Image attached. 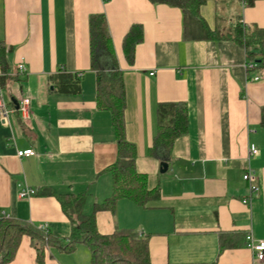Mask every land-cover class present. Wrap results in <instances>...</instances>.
<instances>
[{"label":"crops","instance_id":"crops-1","mask_svg":"<svg viewBox=\"0 0 264 264\" xmlns=\"http://www.w3.org/2000/svg\"><path fill=\"white\" fill-rule=\"evenodd\" d=\"M95 14L107 19L123 72L126 139L136 146V169L149 189L160 190L144 207L122 199L115 213L98 212V231L133 229L148 239L153 264H264L245 244L249 233L264 240V69L249 76L246 51L233 42L185 40L181 11L149 0H0L8 77L0 90L13 110L0 120V218L46 225L67 243L73 224L58 196L86 194L84 213L90 215L95 203L113 194L108 168L118 158L117 134L111 113L97 103L89 25ZM201 15L221 33L239 20L264 29V0H207ZM133 25L143 27L144 40L130 64L123 43ZM99 62L111 68L104 53ZM61 71L81 77V94L57 92L52 78ZM26 98L25 116L14 101L20 106ZM169 102L187 105L189 125L164 160L149 149L157 107ZM252 144L259 154L250 158ZM26 149L37 155L18 158ZM162 161L169 164L166 173ZM248 169L260 189L253 197L243 179ZM25 186L37 193L21 198ZM10 264H38L29 236ZM45 264H92L91 251L83 244L72 253L48 246Z\"/></svg>","mask_w":264,"mask_h":264},{"label":"trees","instance_id":"trees-1","mask_svg":"<svg viewBox=\"0 0 264 264\" xmlns=\"http://www.w3.org/2000/svg\"><path fill=\"white\" fill-rule=\"evenodd\" d=\"M154 5L177 8L183 16L184 39L188 41H230L246 51L248 75L264 69V29L245 26L240 20L226 33L211 30L201 15L207 0H149ZM90 44L92 66L97 70V103L101 110L111 113L112 124L117 134L118 158L108 168L113 178V194L102 203H95L92 213L86 215V194L58 196L64 213L73 224L68 242L45 235L36 227L10 218H0V264H10L24 236L32 239L37 251L38 264H45L46 247H56L72 253L77 245L83 244L91 251L92 264H153L150 258L149 241L141 238L133 229H119L113 234L103 235L98 231L96 215L101 211L115 213L117 203L127 199L138 206H146L160 197L159 188L149 189L147 176L136 169V146L126 139V95L123 72L119 69L112 37L105 15L90 17ZM144 40V30L133 25L127 33L123 50L128 63L132 64L136 48ZM6 45L0 41V65L4 86L6 77ZM104 53L111 60L110 69L100 67L99 56ZM15 79V78H13ZM57 92L62 95H79L82 80L78 74L59 72L52 78ZM157 133L149 149L154 157L170 159L176 140L188 132V107L184 102L161 103L157 107ZM262 123L264 124V115ZM34 190V189H33ZM51 194L50 190H45ZM37 190H34V194ZM33 194V195H34ZM222 247L229 246L226 236H221Z\"/></svg>","mask_w":264,"mask_h":264},{"label":"built area","instance_id":"built-area-1","mask_svg":"<svg viewBox=\"0 0 264 264\" xmlns=\"http://www.w3.org/2000/svg\"><path fill=\"white\" fill-rule=\"evenodd\" d=\"M17 70L20 74H24L26 72V67L23 63L18 64ZM154 75V74H152ZM255 81H259L260 78L256 77L254 79ZM30 103L31 99L26 98L23 100V103L20 105L19 110L26 116L28 115L30 111ZM13 113V110L10 109L8 104L5 101L4 95L2 91L0 90V120L6 121L9 119L11 114ZM259 154V149L255 144H252L250 146V154L249 157L253 158L256 157ZM37 153L33 149H26V150H18L17 151V156L20 159L23 158H29V157H34L36 156ZM243 179L245 182L248 183L249 188H250V196L253 197L257 195L260 191L259 186L257 185V177L255 174V171L252 169H248L247 172L244 174ZM34 194V190L29 188V187H23L22 191L20 193L21 198H27L30 197ZM245 204H249V200L244 201ZM2 216L1 218H4ZM41 232H43L45 235L49 234L48 227L45 226H40L38 228ZM246 247L249 248L255 258L259 261H264V240H255L252 234H247L246 235V241H245Z\"/></svg>","mask_w":264,"mask_h":264},{"label":"water","instance_id":"water-1","mask_svg":"<svg viewBox=\"0 0 264 264\" xmlns=\"http://www.w3.org/2000/svg\"><path fill=\"white\" fill-rule=\"evenodd\" d=\"M15 105H16V109L19 110V103L17 101H14ZM169 168V164L166 161H162L161 162V168L160 171L161 173H166L168 171Z\"/></svg>","mask_w":264,"mask_h":264}]
</instances>
